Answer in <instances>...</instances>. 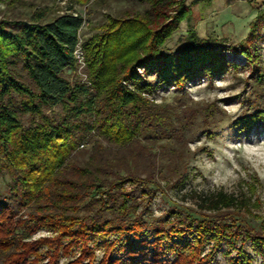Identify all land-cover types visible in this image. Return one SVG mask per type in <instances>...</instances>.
I'll return each instance as SVG.
<instances>
[{
  "label": "trees",
  "instance_id": "obj_1",
  "mask_svg": "<svg viewBox=\"0 0 264 264\" xmlns=\"http://www.w3.org/2000/svg\"><path fill=\"white\" fill-rule=\"evenodd\" d=\"M140 1L148 5L143 14L108 19L100 34L81 45L85 82L64 76L77 64L81 15L65 12L44 23L41 12L32 21L0 20V166L9 178L6 194L0 193V264H59L62 258L63 264H166V254L173 256L169 264H205L223 240L240 236L264 264V235L225 216L234 208L249 212L248 198L222 191L204 196L200 207L211 219L153 226L147 237L136 197L122 187L154 176V154L142 138L170 132L180 144L185 124L193 122L191 114L183 117L152 95L236 67L217 40L199 38L193 29L184 46L162 52L191 6L211 0ZM257 17L239 45L250 64L258 62L252 49ZM54 106L60 108L55 118L46 114ZM256 123L264 125V109L234 125L248 130ZM94 134L100 140L79 161L86 153L79 146ZM237 254L232 264H251L240 248Z\"/></svg>",
  "mask_w": 264,
  "mask_h": 264
},
{
  "label": "rangeland",
  "instance_id": "obj_2",
  "mask_svg": "<svg viewBox=\"0 0 264 264\" xmlns=\"http://www.w3.org/2000/svg\"><path fill=\"white\" fill-rule=\"evenodd\" d=\"M147 8L140 0H86L80 4L71 0H0V20L32 21L41 12L40 22L44 23L65 12L81 15L84 23L78 33L77 64L74 70L64 71V76L69 81L85 82V56L81 45L100 34L108 19L120 18L123 12L130 11L143 14ZM256 17L260 31L252 42V49L256 50L258 62L250 64L240 53L239 45L246 39ZM261 21H264V0L199 2L191 6L188 20L181 21L162 46V52L181 48L187 30L193 29L199 38L217 40L227 60L236 67H229L212 79L203 77L190 82L182 90L164 87L152 95L155 102L175 108L183 117L191 114L193 122L189 126L185 124L184 140L180 144L171 139L170 132L163 137L157 132L142 138L141 144L154 154V176L151 182L141 180L135 184L127 180L122 185L136 197L137 213L149 225L147 237L153 226L178 219L186 222L194 218L211 219V213L200 207L201 198L218 191L248 198L249 212L234 208L225 216L233 215L237 224L247 225L264 235V226H259L264 221V125L256 123L248 130L234 125L240 117L264 109V24ZM59 111L60 108L54 106L47 109L46 114L55 118ZM94 140H100L98 134L79 146L86 150L79 161L86 160ZM101 143L109 152L115 151L112 144L105 140ZM146 159V156L139 158V166H145ZM8 181L5 169L0 166V193L6 194ZM40 235L44 233L36 236ZM239 248L251 257V264H262L261 255L243 236L235 241L223 240L205 264H232ZM164 260L169 264L173 256L166 254ZM64 262L62 258L59 264Z\"/></svg>",
  "mask_w": 264,
  "mask_h": 264
}]
</instances>
